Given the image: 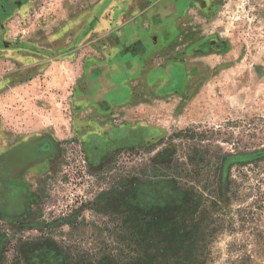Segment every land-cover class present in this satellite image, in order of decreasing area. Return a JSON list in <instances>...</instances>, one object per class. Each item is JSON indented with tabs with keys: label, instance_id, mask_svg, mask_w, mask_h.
<instances>
[{
	"label": "rangeland",
	"instance_id": "374dc122",
	"mask_svg": "<svg viewBox=\"0 0 264 264\" xmlns=\"http://www.w3.org/2000/svg\"><path fill=\"white\" fill-rule=\"evenodd\" d=\"M163 3L0 0V264L48 235L83 264H264V0H191L165 26ZM128 24L171 36L130 60L116 106L92 79L120 59ZM161 140L194 158L184 182L200 202L142 246L91 203L171 173L152 168Z\"/></svg>",
	"mask_w": 264,
	"mask_h": 264
},
{
	"label": "trees",
	"instance_id": "16d2710c",
	"mask_svg": "<svg viewBox=\"0 0 264 264\" xmlns=\"http://www.w3.org/2000/svg\"><path fill=\"white\" fill-rule=\"evenodd\" d=\"M167 144L165 140H161L146 148L159 145L161 150L151 161L152 168L153 170L165 168L167 171L172 170L171 173L163 172L152 178L139 175L142 178L134 179L133 182L122 180L118 183V187L100 193L96 201L91 203V209L95 205L97 207L101 203H106L104 207L106 212L119 221L116 226L118 232L124 236L127 234L125 237H120L125 241L134 237L133 234H129L132 227L136 230L135 236H138L136 244L142 246L158 234L167 232L173 235L174 229L179 226L177 221L183 223L192 221L191 217L193 218V213L197 210L196 206L200 201L195 196V188L184 182V179L194 178L193 171L186 169L194 163V158L191 157L188 162L175 158L173 154L175 146L172 147L169 142ZM49 146V142H43L38 148L47 151ZM238 159L240 158L234 157L231 160ZM21 210L18 214L25 216V206ZM0 212L5 213V210L1 209V204ZM21 247H23L22 254L11 264H83L79 263L81 261H78L62 243L56 242L51 235L22 241ZM102 264H121V261L112 260Z\"/></svg>",
	"mask_w": 264,
	"mask_h": 264
},
{
	"label": "crops",
	"instance_id": "0c3cea01",
	"mask_svg": "<svg viewBox=\"0 0 264 264\" xmlns=\"http://www.w3.org/2000/svg\"><path fill=\"white\" fill-rule=\"evenodd\" d=\"M163 2H165L163 3V10L159 11L153 19L155 24L163 25L164 23L163 26H165V24L172 21L171 18L174 17V15L172 17H168L166 12H170L171 14H173V8L174 10H178L181 0H174V2L173 0H163ZM170 4H172L173 7ZM143 29H140L136 25L128 24V26H126L122 31H119L120 33H116L119 42H117V47L115 46V48L121 53L120 59L118 58V61L114 60L113 62H111V68L109 70H106V72L98 73V76H95L94 79H92L91 77L92 81L95 82L96 87H98L99 85L100 87H103L105 82L108 83V81H110L111 86L109 88L105 86V91L102 90V94L99 98L109 97V103H111L112 105H118V100H115V98L118 95V91L123 90V85H120V82L131 80V78H129L131 76L130 71L132 69V63H129L131 62L130 60H142L147 58V62H150L151 59L149 54L152 52V49H156V45L160 36H163L165 38L167 36H171V33L165 31L162 32L161 30H157L158 28L156 29L155 27L151 31V33L143 31ZM136 36L141 37H138V40H136ZM123 75H125L126 78Z\"/></svg>",
	"mask_w": 264,
	"mask_h": 264
},
{
	"label": "flooded vegetation",
	"instance_id": "af4514ba",
	"mask_svg": "<svg viewBox=\"0 0 264 264\" xmlns=\"http://www.w3.org/2000/svg\"><path fill=\"white\" fill-rule=\"evenodd\" d=\"M165 1H167V0H165ZM173 2H174V0H173ZM189 2H191V0H181V2H180V6H182L184 3H189ZM165 3V2H164ZM167 3V2H166ZM1 8V7H0ZM3 8V7H2Z\"/></svg>",
	"mask_w": 264,
	"mask_h": 264
}]
</instances>
